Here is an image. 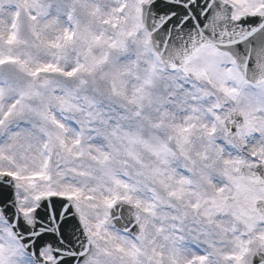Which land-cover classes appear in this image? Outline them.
Listing matches in <instances>:
<instances>
[{
  "label": "snow or ice",
  "instance_id": "6c2138e0",
  "mask_svg": "<svg viewBox=\"0 0 264 264\" xmlns=\"http://www.w3.org/2000/svg\"><path fill=\"white\" fill-rule=\"evenodd\" d=\"M0 264H264V0H0Z\"/></svg>",
  "mask_w": 264,
  "mask_h": 264
}]
</instances>
